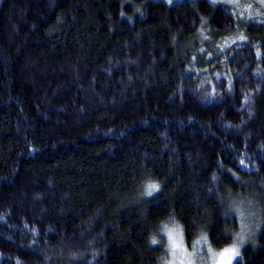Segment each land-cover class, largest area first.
<instances>
[{"label":"trees","instance_id":"16d2710c","mask_svg":"<svg viewBox=\"0 0 264 264\" xmlns=\"http://www.w3.org/2000/svg\"><path fill=\"white\" fill-rule=\"evenodd\" d=\"M242 197L262 226L234 264H264L263 18L0 0V264H162L171 221L217 251Z\"/></svg>","mask_w":264,"mask_h":264},{"label":"rangeland","instance_id":"374dc122","mask_svg":"<svg viewBox=\"0 0 264 264\" xmlns=\"http://www.w3.org/2000/svg\"><path fill=\"white\" fill-rule=\"evenodd\" d=\"M168 3L177 0H164ZM214 2H225L229 7L234 9L242 18L246 20L261 19L264 20V0H212ZM252 196V195H251ZM235 209H237L239 217V233L235 236V240L230 245L213 251L203 239L197 240L195 243L187 245L181 228L171 221L163 225L160 229L162 238L165 240L164 256L162 264H225L228 261L231 253H225V249L235 245L239 255L232 256L230 264L241 257L242 248L253 242L256 238L261 226L262 216L259 206L253 197L241 198L239 203L234 202ZM172 231L176 246H173V240L169 238V231ZM241 237L243 243L240 244Z\"/></svg>","mask_w":264,"mask_h":264},{"label":"snow or ice","instance_id":"6c2138e0","mask_svg":"<svg viewBox=\"0 0 264 264\" xmlns=\"http://www.w3.org/2000/svg\"><path fill=\"white\" fill-rule=\"evenodd\" d=\"M158 188H159V185H157V184H149L148 185L147 194L151 195L152 192L158 190ZM168 234H169V238L173 240V246L175 247L176 246V242H175V239L173 238L172 231L170 230ZM241 239H243V237H241ZM153 243H156V241L154 240ZM227 253H231L232 256H238L239 255V252H238V250H237L235 245L231 246L228 249H225V253H222L221 255L223 256V255H225ZM232 256H229V259H228V261L225 262V264H230Z\"/></svg>","mask_w":264,"mask_h":264},{"label":"clouds","instance_id":"9594fccd","mask_svg":"<svg viewBox=\"0 0 264 264\" xmlns=\"http://www.w3.org/2000/svg\"><path fill=\"white\" fill-rule=\"evenodd\" d=\"M239 243L242 244L243 243V240L241 239V241Z\"/></svg>","mask_w":264,"mask_h":264}]
</instances>
